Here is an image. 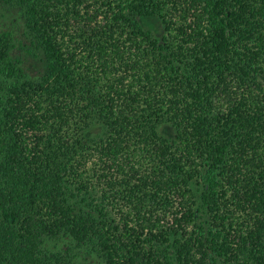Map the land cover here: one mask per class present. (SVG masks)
Wrapping results in <instances>:
<instances>
[{"label":"trees","instance_id":"16d2710c","mask_svg":"<svg viewBox=\"0 0 264 264\" xmlns=\"http://www.w3.org/2000/svg\"><path fill=\"white\" fill-rule=\"evenodd\" d=\"M0 3V264H264V0Z\"/></svg>","mask_w":264,"mask_h":264},{"label":"rangeland","instance_id":"374dc122","mask_svg":"<svg viewBox=\"0 0 264 264\" xmlns=\"http://www.w3.org/2000/svg\"><path fill=\"white\" fill-rule=\"evenodd\" d=\"M147 26H152L157 34H161V25L158 19H145ZM0 32H9L15 42V52L23 61L28 74L33 78H39L46 72V63L41 52L37 51L31 44V35L27 28L24 11L20 6L0 3ZM168 134H173L171 128ZM96 264L99 260L93 258ZM98 262V263H97Z\"/></svg>","mask_w":264,"mask_h":264}]
</instances>
